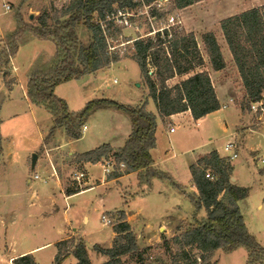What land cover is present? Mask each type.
Returning <instances> with one entry per match:
<instances>
[{
	"label": "trees",
	"instance_id": "16d2710c",
	"mask_svg": "<svg viewBox=\"0 0 264 264\" xmlns=\"http://www.w3.org/2000/svg\"><path fill=\"white\" fill-rule=\"evenodd\" d=\"M26 1L19 0L13 5L16 27L7 32L0 44V74H7L11 59L21 45L35 38L55 43V54L48 61L39 55L27 71V99L33 105L44 107L53 118L45 141H49L61 127L70 138H80L84 125L96 111L113 109L125 113L131 120L132 131L125 144L114 147L103 143L77 154V160L97 163L113 157L115 176L137 172L139 183L147 187L155 178L173 182L169 173L153 165L151 150L157 144V116L147 109V101L131 105L101 97L89 100L79 110H72L67 101L56 94L55 88L62 82L81 78L124 58H132L140 66L149 95L161 117L190 110L192 116L199 119L218 110L221 105L196 35L178 25L165 23L150 28L145 35L118 42L116 45L119 46L131 44L121 53L115 49L118 46L111 44L128 28L118 21L123 19L119 13H129L127 18L131 26L136 15L142 14L146 6L152 8L146 20L165 19L166 11L162 8L165 0H69L61 7L51 5L50 10L37 17L36 23L23 17L22 8ZM198 1L201 0L171 2L172 8L180 9ZM81 25L91 32L89 43L80 37ZM220 25L248 101L264 100V3L223 18ZM203 41L212 68H225L226 60L215 34L211 31L205 33ZM176 76L182 79L169 85L168 81ZM190 170L198 190L191 194L196 207L195 225L173 238L178 247L174 264H214L212 259L217 250L230 253L239 247L247 249L249 263L264 264V245L250 231L239 205L250 191L232 180L234 165L230 159L213 150L193 163ZM202 207L207 215L199 220L197 213ZM113 217L116 235L112 245L107 248L94 245L97 252L108 257L99 264H125V255L139 257L141 254L137 235L125 211L119 210ZM57 247L54 264H62L71 255L77 258L76 264H93L82 237L73 236L60 241ZM189 247L199 250L201 261L197 257L189 258ZM14 261L15 264H38L32 253L21 255Z\"/></svg>",
	"mask_w": 264,
	"mask_h": 264
},
{
	"label": "crops",
	"instance_id": "0c3cea01",
	"mask_svg": "<svg viewBox=\"0 0 264 264\" xmlns=\"http://www.w3.org/2000/svg\"><path fill=\"white\" fill-rule=\"evenodd\" d=\"M9 3L10 5L16 4L13 2ZM14 27L15 25L9 16L0 17V39L3 38L6 31L12 30ZM222 51L226 60V67L221 70L211 69L210 65L206 67L210 73L220 101L221 107L218 110L210 112L199 119H195L190 110L175 113L169 117L163 118L160 116L156 104L150 95L149 97H151V100L148 98L135 104L139 105L142 102L147 101V109L157 116V144L156 147L151 150L154 159V167L169 173L177 186L179 188L181 187V189L186 192H188L185 189L187 188L186 186H190L192 193L198 192L190 170L193 163L213 150H217L223 157H227L228 155L224 150V147L222 148L216 143L217 129H223L225 136L227 137L226 143L234 142V150L238 155L239 152L242 151L250 155L252 158L257 157V146L253 145L251 141L255 138L257 133L264 132V121H262L264 118L262 114L251 112V115H246L244 110L237 104L235 100L236 96L233 95H238L239 92L241 95H245V87L229 47L225 45L222 48ZM55 52L56 45L52 40L32 39L28 43L19 47L16 55L11 59L9 67L7 68V74L0 75L1 82L5 84V86H3L5 95L0 98V209L2 211L7 209L12 214V218L9 219L8 225L5 223V227L10 230L13 236H16V229L21 227L24 223L18 218L20 213H17V215L14 213L20 212L21 209L25 208V223L35 227V225H40V223L43 224L44 222L47 229L56 235L55 238L23 249L20 253L12 256L10 260L27 253L35 254L49 247L53 248L52 255L55 257L58 251V242L78 235L85 240L89 252L86 233L75 226V219H77L78 216H76V212L73 210L75 208L80 209L81 206L72 201H76L77 197L84 193L97 191V198L94 202L96 203V206L93 207V210L102 212L101 219L104 213H106V215L107 213H110V218L115 221L113 215L119 210H124L127 219L133 228L132 215L128 210L123 207L106 209V202L109 200L108 196L114 189H117L124 199L122 202V206H124L125 204H128L131 199L143 195L146 191L145 189L144 192L138 193L133 190V195L130 197H127L123 192L126 187L140 188L137 172L115 176L113 173L114 166L110 173H105L103 169L104 174L97 175L95 171L96 167L101 166L103 168L106 159L97 163L78 161L75 159L71 161V159L73 157L75 158L77 154L94 149L103 143H110L114 147L123 146L132 131L131 120L125 113L113 109H103L109 110L111 114L110 122L107 124L104 131L99 132V136L88 137L86 132L89 128L86 123L83 127L82 136L80 138H70L65 129L61 127L56 130L55 135L49 141H45V137L53 124V118L44 107L33 105L27 99V71L39 55H42L44 60L48 61ZM118 62L103 67L96 72L109 68ZM229 69L235 72V76L238 80L237 83L239 84L238 88H235L232 84L231 78L227 75ZM87 75L88 74H86L85 77ZM83 77L84 76L62 82L55 88L56 94L64 98L72 110L81 109L80 107H83L86 102L97 97L93 91L91 92L85 87H79L78 82H80ZM7 81L10 86H6ZM69 82L73 83L77 95L64 94L62 86L64 83ZM108 87L110 86L108 85ZM223 105H226V107ZM227 109L230 110L228 112L224 111ZM103 110H98L97 112H103ZM221 112L224 113L222 119L218 115ZM253 114L257 116L258 120L262 121L260 127L255 128L250 124L245 125L246 128L244 125L242 126L241 124L248 122L247 117L250 119V116ZM222 120L223 122H221ZM25 121H29L35 126L41 141L39 149L30 148L29 146L21 147L16 141L19 132V124ZM228 121H232V124L229 125ZM9 122L13 124L12 128L8 127L3 132V126L5 123ZM172 126L175 127L174 131L170 130ZM180 127L181 130L179 129L178 131V128ZM57 134L61 137L60 141H65V144L70 145V147L72 146V148L65 151L63 145L61 146V144H59L61 142L55 138ZM82 140L88 142L86 146L80 148L79 146L72 145L73 143ZM25 143L28 145L27 142ZM177 149H179V152L176 153ZM31 153L37 154V160L34 166L32 165V159L30 161ZM63 153H66L70 157L69 161H66V159L62 160ZM56 156L59 159H55L54 157ZM111 159L114 158L111 157ZM49 162H51L52 167H49ZM231 162L234 165L235 171L234 160L232 159ZM42 168L48 173L47 176L49 178L44 182L48 183L49 180H51V184L48 185V187L36 185L34 183L36 180L40 179L35 180L33 178L32 170L38 172V170ZM69 170H76L75 173L81 171L85 172V177L77 181L74 178L71 185H66L64 178ZM180 172L181 175L183 173L186 177L185 180H182L180 177ZM157 180L159 179L155 178L153 179V182ZM232 180L236 183L234 176L232 177ZM83 185L85 187H83ZM102 187L105 192H103L104 196L99 192V189ZM144 188L145 187H143V189ZM168 205V203L166 205L164 202L162 206L163 210H165V207ZM82 213V220L89 222L91 220L89 212L87 213L86 211H83ZM107 216L109 217V215ZM168 217L169 218L163 216V221L159 225L160 230H162L163 227L168 229L173 226L176 221L183 220L179 216L173 218V215H168ZM104 223L107 224L106 222ZM113 224H110L112 225V229ZM7 233L9 232L7 231ZM112 234L114 239L116 235L114 229ZM33 236L35 237V235H31V238ZM95 244L107 248L100 242H94L92 244V254L89 252L91 261V256L103 259L101 262L106 261L108 257L105 254L97 252L94 249ZM67 259H70V264L77 263V258L73 255L69 256ZM101 262L94 263L92 261L93 264H99Z\"/></svg>",
	"mask_w": 264,
	"mask_h": 264
},
{
	"label": "rangeland",
	"instance_id": "374dc122",
	"mask_svg": "<svg viewBox=\"0 0 264 264\" xmlns=\"http://www.w3.org/2000/svg\"><path fill=\"white\" fill-rule=\"evenodd\" d=\"M18 1L19 0H0V17L9 16L12 19L15 27L16 22L12 16L14 4L11 5L10 10L6 8V5H10L9 2L17 3ZM68 1L69 0H27L22 8V14L26 21L36 23L37 17L44 11L50 10L51 5L61 7ZM171 1L165 0L162 6L163 10L166 11L165 19L158 20L155 18L153 20V18H149V20H146L148 15L147 13L152 8L149 6L143 7V11H141L142 14L136 15L134 25L127 26L128 28L123 31L124 35L122 37L120 36L118 40L111 41V44L116 45L118 42L123 41L126 38H135L138 35H145L148 33L150 28H155L165 23H172L183 27L187 32H193L196 35L206 61V67L210 65L212 69L209 55L203 41L204 34L210 31L213 32L217 37L221 48H223L225 45H227V42L220 25L221 20L264 3V0H201L188 7L174 9L172 8L173 2ZM134 12L135 10L132 11V13ZM9 31H6L4 36ZM79 34L85 43L90 41L91 32L85 25H81L79 27ZM4 36L0 39V44L3 42ZM130 45L131 44H124L123 46L116 45V47H118L115 49L122 53L125 48L129 47ZM151 71L153 72L152 69ZM227 75L231 78L232 84L235 86V88H238L239 84L237 83L238 80L235 76V72L229 69ZM181 79L182 77L176 76L174 79H170L168 84L175 85ZM8 83L9 82L7 81L6 86H10ZM78 85L80 88L85 87L91 92L93 91L94 94L97 95L96 98L107 97L133 105L148 98L151 100V97H149V87L142 77L140 66L138 62L132 58L123 59L115 65L99 72L95 71V73H89L86 77L84 75L80 82H78ZM108 85L110 87H108ZM3 86H5V84L0 80V98L5 95ZM62 90L65 95H77L76 89L74 88L72 82L64 83ZM233 96H236L235 100L237 104L244 110L246 115H251V112L256 113L252 106V103H255L256 101L249 102L246 95H241L240 92L238 95ZM229 110L230 109L224 111L228 112ZM260 111L263 113L262 116L264 118V112L262 110ZM110 115L111 114L109 110H103V112L99 113L96 111L87 121V126L89 129L86 133L88 137L99 136V132L104 131L107 124L110 122ZM218 115L222 119L224 113L221 112ZM247 119L248 122H244L241 124L242 126L250 124L251 126L258 128L260 127L261 122L264 121V119L262 121L258 120L255 114L250 116V119L247 117ZM221 122H223V120ZM228 124L231 125L232 121H228ZM12 126L13 124L11 122L5 123L2 131L4 132L6 128H12ZM179 129L181 130V127L178 128V131ZM55 138L59 141L61 140L59 134H57ZM216 138L217 145L223 148L227 140L223 129H217ZM16 141L21 147L29 146L30 148L35 149H39L41 144L35 126H33L29 121L21 122L19 124V132L18 136L16 137ZM25 142H27L28 145H26ZM60 142L61 143L59 144H61V146L63 145V149L65 151L72 148V146L70 147V145L65 144V141ZM87 143V141L82 140L75 142L72 145H76L81 148L86 146ZM251 143L257 146V157L252 158L245 152H239L238 157L233 159L235 163V171L233 176L235 177L237 184L249 188V196L246 199L240 201L239 205L250 231L256 236L258 242L264 245V164L260 162L261 157L264 156V132L259 134L257 133ZM177 152H179V149L176 150V153ZM33 154L34 153H31L30 155V161ZM54 158L59 159L57 156ZM69 158L70 157L66 153L62 154V160L66 159V161H69ZM73 159L77 160L76 157H73L71 161ZM49 163V167H52L51 162ZM75 171L76 170H69L67 173L66 177L64 178L66 185L72 184ZM95 171L97 175L104 174L103 168L101 166H97ZM35 172L36 171L32 170V175ZM38 173L43 178L40 180L35 179L36 181L34 183L36 185L48 187V185L51 184V180H49L48 183H45L43 180L48 178V173L45 172L44 168L39 169ZM179 175L182 180L186 179L183 173L181 175L180 172ZM174 183V180L172 182L170 180L159 179L152 182L150 187L140 183V188L126 187L123 192L127 197L133 195V190L134 192L136 191L140 193L144 192L146 189V193L144 192L143 195H140L135 199H131V201L124 206H122L124 199L119 194L117 189H114L109 194V200L106 202V209L123 207L124 209L128 210L132 215L133 229L138 238V244L140 248L139 250L141 254L139 257L125 255L123 257L125 264H174L173 261L175 255L178 252V247L174 244L173 238L195 225L194 216L196 213L195 204L191 200L192 192L190 186H186L187 188L185 189L188 191L186 192L181 189V187L179 188L176 186ZM83 187L85 186L83 185ZM143 187L145 188L143 189ZM99 192L104 196L105 192L103 187L99 189ZM96 198L97 191H90L78 196L76 201H72L75 204H79V206H81L80 209L75 208L73 210L76 212V216H78L77 219H75V226L86 233L87 245L89 246V252L91 254L93 252L92 244L94 242H100L106 247L111 246L113 242L112 225L104 223V221L101 219V211L97 212L93 210V207L96 206V203H94ZM164 202L166 205L167 203L169 204L167 207H165V210H163L162 207ZM25 210L26 209L24 208L21 209L20 212L14 213L16 215L17 213H20L18 218L24 224L16 229V236H13L10 230L6 229L5 227V223L8 225L9 219L12 218V214L7 209H5V211L0 209V264H15L14 259L10 260L12 256L20 253L25 248L38 245L44 241L55 238L56 236L52 231L47 229V226L44 222L43 224L40 223V225H35V227L25 223ZM83 211H86L87 213L89 212L91 216V220L89 222L82 220L81 216ZM107 215L110 217V213H107ZM168 215H173V218L179 216L183 220L176 221L173 226L168 229L163 227L162 230H160L159 225L163 221V216L169 218ZM206 215V209L202 207L197 213V218L202 220L206 217ZM7 231L9 233H7ZM31 235H35V237L33 236L31 238ZM74 237L79 238L81 236L78 235ZM52 250L53 248L49 247L33 254L38 264H54L55 257L52 255ZM187 251L189 258L193 259L197 257L199 261H201V254L198 249L195 247H189L187 248ZM91 258L94 263L103 261V259H98L95 256H91ZM248 259L249 253L247 249L244 247H239L231 253L217 250L212 261L214 264H251L248 262ZM70 263V259H66L62 264Z\"/></svg>",
	"mask_w": 264,
	"mask_h": 264
},
{
	"label": "built area",
	"instance_id": "2783aa9c",
	"mask_svg": "<svg viewBox=\"0 0 264 264\" xmlns=\"http://www.w3.org/2000/svg\"><path fill=\"white\" fill-rule=\"evenodd\" d=\"M6 8L8 10L11 9V5H6ZM120 16H123V19H119L118 21L121 23V24H124L126 26H131L129 20H128V16H129V13H122L120 12L119 13ZM257 104V105H256ZM224 107H226V105H223ZM252 106H253V109L255 112L257 113H260V114H263L260 110H262L264 112V101H256L255 103H252ZM171 131H174L175 130V127L172 126L170 128ZM224 150L228 153L227 157L232 160L234 158H236L238 156V153L234 150V142H228L225 144L224 146ZM260 161L262 163H264V156L261 157ZM116 165V161L114 159H106L104 161V164H103V169H104V172L105 173H110L112 171V168ZM120 166L121 167H124V164L123 163H120ZM210 174L207 173V176H209ZM83 177H85V172H78V173H75L74 174V178L75 180H80L82 179ZM33 178L34 179H42L43 177H41V175L38 173V172H35L33 174ZM44 181L47 180V178L43 179ZM102 219L104 222H106L107 224H113L114 223V220L110 217H108L105 213L102 215Z\"/></svg>",
	"mask_w": 264,
	"mask_h": 264
},
{
	"label": "water",
	"instance_id": "95a60500",
	"mask_svg": "<svg viewBox=\"0 0 264 264\" xmlns=\"http://www.w3.org/2000/svg\"><path fill=\"white\" fill-rule=\"evenodd\" d=\"M36 160H37V154L34 153L33 156H32V165H33V166L35 165Z\"/></svg>",
	"mask_w": 264,
	"mask_h": 264
}]
</instances>
